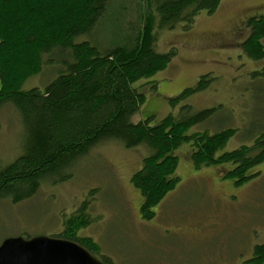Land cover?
<instances>
[{
    "label": "rangeland",
    "instance_id": "374dc122",
    "mask_svg": "<svg viewBox=\"0 0 264 264\" xmlns=\"http://www.w3.org/2000/svg\"><path fill=\"white\" fill-rule=\"evenodd\" d=\"M145 13L155 15L148 8ZM155 16L148 23L158 36L157 50L168 53L176 48L177 55L166 70L135 84L146 99L133 121L152 118L155 124L170 113L177 115L181 106L173 109L169 99L195 88L202 76L209 75L210 87L183 103L195 111L222 108L216 118L188 134L235 130L217 156L253 144L264 130V59H250L243 44L250 35V19L264 17V0H222L214 14L201 12L191 28L183 23L163 28ZM94 36L105 43L110 34L98 28ZM56 70L44 66L42 74L27 79L22 88H45L57 76ZM28 139L21 116L13 105L5 104L0 108V165L20 157ZM191 152L188 143L176 151L179 182L154 209V217L146 220L140 210L143 198L131 178L152 149L146 145L127 149L117 141L100 143L68 170L70 179L60 183L48 179L34 196L19 203L0 200V245L14 237H59L65 220L88 201V225L79 228L77 236L97 243L102 261L246 264L255 247L264 244V164L237 185L226 176L233 164L199 170Z\"/></svg>",
    "mask_w": 264,
    "mask_h": 264
},
{
    "label": "trees",
    "instance_id": "16d2710c",
    "mask_svg": "<svg viewBox=\"0 0 264 264\" xmlns=\"http://www.w3.org/2000/svg\"><path fill=\"white\" fill-rule=\"evenodd\" d=\"M221 1L0 0V108L13 105L29 134L25 152L0 165V200L19 203L34 196L48 179H70L68 170L75 162L106 141L127 149H152L131 178L143 198L140 210L146 220L179 182L175 153L184 143L191 145L196 169L233 164L228 178L237 185L251 179V170L264 164V130L253 144L219 156L235 130L188 134L216 118L222 108L195 111L183 103L210 87L209 75L169 99L173 109L181 106L177 115L170 113L155 124L152 118L133 121L146 99L135 84L166 70L177 55L176 48L168 53L157 50L158 36L148 22L156 15L163 28L180 23L191 28L201 12L214 14ZM146 8L155 15L148 16ZM248 27L243 50L261 61L264 17L250 19ZM98 28L110 34L104 44L95 39ZM44 66L56 67L55 79L43 89L24 90L25 81L40 76ZM87 202L65 220L59 238L75 241L97 256L98 244L77 236V230L88 225ZM246 264H264V244L255 247Z\"/></svg>",
    "mask_w": 264,
    "mask_h": 264
},
{
    "label": "water",
    "instance_id": "95a60500",
    "mask_svg": "<svg viewBox=\"0 0 264 264\" xmlns=\"http://www.w3.org/2000/svg\"><path fill=\"white\" fill-rule=\"evenodd\" d=\"M0 264H106L79 243L40 235L8 238L0 245Z\"/></svg>",
    "mask_w": 264,
    "mask_h": 264
}]
</instances>
